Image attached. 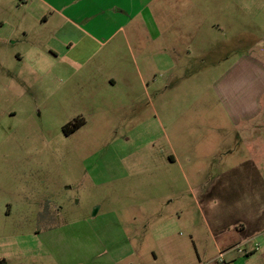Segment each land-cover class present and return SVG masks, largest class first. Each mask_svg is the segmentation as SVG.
Instances as JSON below:
<instances>
[{
    "label": "rangeland",
    "instance_id": "rangeland-1",
    "mask_svg": "<svg viewBox=\"0 0 264 264\" xmlns=\"http://www.w3.org/2000/svg\"><path fill=\"white\" fill-rule=\"evenodd\" d=\"M34 1L0 0V261L30 264L36 260L33 251L40 248L32 242L36 231L47 224L81 223L95 232L106 223L119 242L128 239L132 264L184 261L187 253L167 250L156 228L164 215L175 213L177 201L166 204L168 194L179 192L175 199L191 202L185 175L190 182L195 179L170 165V144L177 146V130L185 145L193 144L196 134L215 132L197 123L221 117L211 104L217 103L212 84L222 70L246 52L264 55V0H164L183 16V27L185 21L193 28L171 43L176 69L160 61V55L153 54L152 60L148 54V76L146 46L159 53L163 45L147 42L142 26L130 30L136 33L129 41L119 34L90 48L86 58L84 44L71 56H58L54 44H48L55 22L32 16ZM47 1L72 12L81 7L84 15L97 0L85 5L81 0ZM119 1H104L107 15L101 19L106 23L127 20L109 13L113 5H123ZM159 3L136 0L132 21L145 22L150 8ZM111 34L110 29L105 36ZM143 76L152 81L147 90L141 85ZM129 81L135 86L130 100ZM80 119L86 124L66 135L65 126ZM212 170L207 167L199 181L209 180ZM222 191L217 187L213 192ZM135 212L143 214L138 230L129 226L128 216ZM116 215L126 236L115 225ZM196 219L205 236L206 228L198 227ZM146 225L153 229L145 230ZM167 235L169 247L186 237L177 224ZM111 236L109 232L104 239ZM200 256L208 260L214 254Z\"/></svg>",
    "mask_w": 264,
    "mask_h": 264
},
{
    "label": "crops",
    "instance_id": "crops-1",
    "mask_svg": "<svg viewBox=\"0 0 264 264\" xmlns=\"http://www.w3.org/2000/svg\"><path fill=\"white\" fill-rule=\"evenodd\" d=\"M83 1L85 5L90 0L80 2ZM104 1H91L95 8L84 7V15L81 7H76L74 10L77 12H72L68 8L59 9L47 0L32 2L29 11L32 16L45 23L55 22L56 26L58 24V28L55 26L51 32L52 37L48 39V44H54L53 52L58 56H71L76 46L84 44V51L88 47L84 53L86 58L91 54L90 48L104 45L119 34H123L124 40L129 41L130 36L134 38L136 33L130 30L142 26L147 42L157 44L160 41L163 45L159 53H152L146 46L145 74L148 73L150 61L148 54L152 55V60L155 58L153 54L160 55V61L165 64L170 62V68L176 69L172 65L173 57L169 52L171 43L186 36L187 30L193 28L192 24L184 21L183 27V16L177 15L164 0H161L159 6L154 4L150 8L146 15L149 19L145 22L132 21V14L135 13L132 7L136 0H124L121 6L113 5L109 13L124 16L127 20L107 19L106 23L101 19L107 15L103 7ZM115 3L116 1L112 2ZM145 5V2L142 3V6ZM55 15L58 20H51L55 19ZM3 26L5 29L6 24ZM126 28H129L128 33ZM110 29L112 34L106 37ZM174 37L176 38L173 39ZM223 70L219 79L213 81L212 91L217 103L211 104L216 111L221 112L218 113L221 117H215L211 122L197 123L202 127L209 125L215 132L196 134L193 144L185 145L183 136L177 130L176 147L170 139V165L176 166L178 173H191L193 179L195 178L190 182L185 175L192 188V203L180 197L175 199L179 192L168 194L166 204L177 201L175 213L171 216L164 215L156 227L160 237L164 235L161 241L167 250L187 253V260L178 264H220L217 262L220 253L224 254L226 264H264V55L246 52ZM141 81L145 90L150 88V77L146 79L143 76ZM127 92L130 100L131 94L135 92L131 81L128 82ZM133 102L135 103V98ZM164 103L165 101L162 102V108L166 107ZM211 106L209 104V108ZM217 130L221 132L217 133ZM184 149L189 152L183 153ZM207 167L213 169V176L200 182L199 178ZM217 187L223 190L220 195L213 192ZM235 190L238 193L233 196L232 192ZM142 215L136 212L129 215V226L138 230ZM195 218L198 227L202 224L206 228L205 236L196 228ZM114 219L120 234H124L121 218L114 216ZM175 224L184 229L186 241L169 247L167 234L171 231V226L175 230ZM78 226L81 228H71ZM83 227L82 223L58 227L47 224L36 231L32 242L37 243L36 246L40 248L33 251V259L36 260L30 264H132L129 257L133 244L128 239L127 242H119L110 225L102 223L98 232ZM144 228L149 231L153 229L148 225ZM102 232H105L104 236ZM109 232L112 233L110 239H104ZM257 239L260 241L257 242ZM237 248L243 253H238ZM200 253L214 256L203 260ZM0 264H8V261L2 259Z\"/></svg>",
    "mask_w": 264,
    "mask_h": 264
},
{
    "label": "trees",
    "instance_id": "trees-1",
    "mask_svg": "<svg viewBox=\"0 0 264 264\" xmlns=\"http://www.w3.org/2000/svg\"><path fill=\"white\" fill-rule=\"evenodd\" d=\"M85 124H86L85 120L83 119L77 120L74 123H71L65 126L64 132L66 133V135H71L72 133L76 132L78 129H80Z\"/></svg>",
    "mask_w": 264,
    "mask_h": 264
},
{
    "label": "built area",
    "instance_id": "built-area-1",
    "mask_svg": "<svg viewBox=\"0 0 264 264\" xmlns=\"http://www.w3.org/2000/svg\"><path fill=\"white\" fill-rule=\"evenodd\" d=\"M19 1H20V2H25V3H26V2H28V1H30V0H19ZM237 252L240 253V254L243 253V251H242L240 248H237ZM217 260H218V263H220V264H226L225 259H224V254H223V253H220V254H219Z\"/></svg>",
    "mask_w": 264,
    "mask_h": 264
},
{
    "label": "flooded vegetation",
    "instance_id": "flooded-vegetation-1",
    "mask_svg": "<svg viewBox=\"0 0 264 264\" xmlns=\"http://www.w3.org/2000/svg\"><path fill=\"white\" fill-rule=\"evenodd\" d=\"M66 134V133H65Z\"/></svg>",
    "mask_w": 264,
    "mask_h": 264
}]
</instances>
